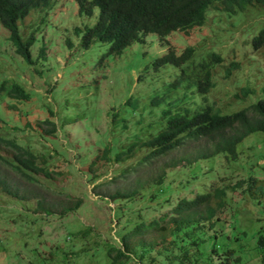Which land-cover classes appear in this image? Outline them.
Returning a JSON list of instances; mask_svg holds the SVG:
<instances>
[{
    "label": "rangeland",
    "instance_id": "1",
    "mask_svg": "<svg viewBox=\"0 0 264 264\" xmlns=\"http://www.w3.org/2000/svg\"><path fill=\"white\" fill-rule=\"evenodd\" d=\"M95 19L96 11L93 15L79 14L74 0H56L51 7L31 10L18 22L21 35L32 33L36 37L31 48L33 62L28 66L22 65L8 39V30L0 24V82L5 78L17 80L29 92L28 100L19 105V113L5 109L8 98H0V118L5 121H0V133L35 152L50 154L49 162L57 164V168H68L67 176L45 179L38 174L32 175L36 181L28 182L9 164L13 163L9 148L0 147L1 174L19 189L43 192L47 203L52 202L57 211L50 216L45 211H34L38 197L21 199L0 188V264H103L105 243L122 246L119 235L126 218L137 221L140 216L148 221L159 216L175 198L192 196L193 183L202 184L207 179L201 173L190 178L193 164H179L166 170L168 186L163 189V183L155 182L163 159L154 161L150 167L134 166L144 149H135L122 162L114 157L116 150L127 148L135 137L142 138L147 124L159 119L163 104H152L153 97L172 100L185 91L200 99L195 83L188 84L192 67L186 70L178 87L171 83L179 76L180 67L168 63L153 68L154 58L170 47L176 54L185 47L194 49L190 60L183 65L185 68L192 59L198 63L209 52L225 58L215 68V85L208 93L216 105L223 104L234 92H241L242 86L250 87L246 100H229L230 107L221 108L222 113L239 109L263 95L264 48L254 51L249 43L251 36L264 25L261 7L251 6L244 13L231 15L211 9L205 23L188 34L173 31L161 42L156 33H148L120 54L107 56L104 54L108 43H92L83 48L79 45L81 34L74 31L76 27L86 29ZM67 40L71 46L66 45ZM41 44L45 49L43 58L39 51ZM233 53L236 55L230 58ZM230 59L238 66L225 74ZM11 103L17 101L12 99ZM50 109L53 116L48 113ZM20 113H23L21 117ZM45 118L55 122L54 134L44 130ZM239 146L237 161L226 160L219 154L208 162L217 167L219 175L225 174L230 183L246 173L248 161L264 155V132L250 134ZM104 148L110 149L105 159ZM186 150L191 148L173 151L169 156L179 157ZM93 160L95 164L89 168ZM128 165L133 167L127 169ZM222 167H225L223 174ZM185 183L189 188L177 189ZM116 187L134 188L137 193L126 203L108 199V192ZM165 190L169 192L164 193ZM78 198L81 199L78 208L63 215L60 205H70ZM227 202L222 214L224 220L219 221L229 226L222 239H230V226L235 219L248 223V232L253 227L264 231V200L260 207H254L238 189L229 191ZM254 236L248 234L244 240L241 264H261L264 248H255ZM229 244L238 246L230 240Z\"/></svg>",
    "mask_w": 264,
    "mask_h": 264
},
{
    "label": "trees",
    "instance_id": "2",
    "mask_svg": "<svg viewBox=\"0 0 264 264\" xmlns=\"http://www.w3.org/2000/svg\"><path fill=\"white\" fill-rule=\"evenodd\" d=\"M74 1L79 14L93 15L96 11V19L91 26L84 30L75 28V33L81 34L79 45L88 48L92 43L106 42L108 47L105 56L120 54L133 42L142 41L148 33H156L161 42L173 31L188 34L191 29L205 23L207 13L211 9L228 15L244 13L251 6L264 9V0ZM55 2L56 0H0V24L8 30V39L13 45L14 52L20 57L22 65L28 66L33 62L31 48L36 37L32 33L28 36L21 35L19 20L27 16L31 10L48 8ZM249 43L254 51L264 48V25L251 36ZM66 45L71 46V43L67 40ZM44 50L41 44L39 51L42 58L45 54ZM193 52V48L185 47L181 53L176 54L170 47L167 52L154 58L153 68L158 69L168 63L180 67L179 76L171 83L172 86L178 87L186 70L192 67L188 84L195 83L200 99L185 91L181 96L177 94L172 100L162 96L153 97L152 104H163L159 111V119L147 124V132L142 138L135 137L136 140H131L127 148L120 147L119 149L122 150H116L114 157L117 162H122L135 149H144L145 153L134 166L143 164L141 167L146 165L150 167L154 161L163 159L160 172L155 178L157 184L163 183V189L168 186L167 183L165 184L166 170L179 164L182 166L193 164L189 172L190 178L193 179L201 173L200 176L206 175L207 179L202 184L193 183L192 196L180 195L175 198L169 209L161 212L159 216L147 221L140 219L138 211L137 221L126 218L123 228L120 227L122 232L119 241L122 246L105 243V251L102 253L103 264H241L244 240L248 234L256 235L254 244L257 250L264 248V231L261 228L253 227L248 232L249 224H242L241 220L235 219L230 226L229 236L230 241L238 243L235 248L229 244V240L222 239L229 226L219 222L224 220L222 214L228 204L229 191L239 189L243 197L250 200L254 207H260L264 200V162L259 160L264 159V155L255 161H248L247 169H244L246 173L231 183L223 174L225 167L221 168L223 175H219L217 167L208 163L209 159L219 154L226 157V160L237 161L240 154L239 144L254 132H264V91L256 101L222 113L221 108L223 110L224 107L229 106V100L244 101L251 93V89L242 86L241 92H234L224 100L223 104L216 105L208 93L215 85L213 80L215 68L225 58L216 52H209L206 58H200L198 63L192 59L190 65L185 68L183 65L190 60ZM235 55L233 53L230 58ZM229 61L231 62L225 68V74H229L238 66L233 59ZM4 97L8 98L4 108L19 113V105L23 100H28L29 92L17 80L5 78L0 82V98ZM12 99L17 103H11ZM48 113L53 116L51 109ZM22 115L23 113L19 114L20 117ZM42 122L46 124L44 130L47 134L55 133V122L51 118H45ZM155 124H157L156 129L153 128ZM26 125L29 126V123ZM0 147L9 148L13 160V163L9 162V164L28 182L36 181L32 175L40 174L45 179H49L68 174V168L67 170L57 168V164L52 165L49 162L52 158L50 154L35 152L29 146L20 145L13 137L3 136L0 133ZM186 147L191 150L184 151L179 157L169 156L173 151ZM108 151L109 148L103 149L104 159L108 157ZM1 160L4 162L3 159ZM94 164L95 160L91 161L88 164L89 168ZM132 167L128 165L127 169ZM94 176L96 175L93 174ZM93 177L91 176L90 180ZM181 187L189 188V184L178 185L177 189ZM0 188L21 199L38 197L34 211H45L47 216L57 212L52 202L47 203L43 192L33 193L25 188L19 189L17 184L8 181L1 172ZM136 193L134 188L116 187L108 192V199H120L126 203L132 200ZM37 194L39 196H36ZM79 201L81 202L80 198L70 205H60L61 213L65 215L71 210H76ZM148 205L146 202V207H149ZM78 233L79 231L75 232V235L77 236ZM262 255L261 264H264V254Z\"/></svg>",
    "mask_w": 264,
    "mask_h": 264
}]
</instances>
